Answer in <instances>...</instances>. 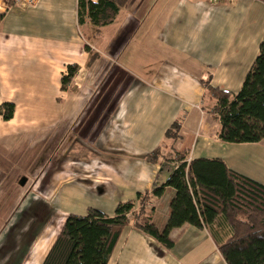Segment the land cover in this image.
<instances>
[{
  "label": "crops",
  "instance_id": "1",
  "mask_svg": "<svg viewBox=\"0 0 264 264\" xmlns=\"http://www.w3.org/2000/svg\"><path fill=\"white\" fill-rule=\"evenodd\" d=\"M77 10L78 0H0V105L14 104L10 119L0 114V163H36L37 155L52 150L58 165L49 190L39 197L26 194L9 216L1 250L25 255L27 247L17 249L19 237L30 245L28 238L41 231L36 241L48 238L45 257L67 215L84 216L92 208L113 216L118 203L135 201L137 193L149 194L143 215L163 229L174 190L165 188L160 197L150 193L178 162L147 160L159 146L162 154L188 149L187 161L221 158L264 185V140H220L219 119L210 112L215 101L204 86L208 80L233 93L241 88L264 36V2L132 0L101 27L87 17L79 23ZM91 42L103 47L93 63L85 48ZM69 65L78 69L63 90ZM94 66L102 79L98 88L90 73ZM174 121L180 123L178 136L169 139L165 132ZM20 179L24 186L27 176ZM224 222L217 219L213 238L186 223L172 228L170 250L128 226L107 264H178L208 241L215 248L212 258L221 261L216 243L221 231L230 234Z\"/></svg>",
  "mask_w": 264,
  "mask_h": 264
},
{
  "label": "trees",
  "instance_id": "2",
  "mask_svg": "<svg viewBox=\"0 0 264 264\" xmlns=\"http://www.w3.org/2000/svg\"><path fill=\"white\" fill-rule=\"evenodd\" d=\"M9 1L14 3V0ZM130 2L132 0H78V21L82 23L87 17L95 26L108 25L114 21L119 9ZM85 48L90 53V63L97 54L88 45ZM77 69V65L68 66L67 74L61 78L63 90ZM204 86L207 96L215 101L210 112L219 119L220 140L233 143L264 140V36L236 93L213 87L208 80ZM13 111V103L0 105L4 120L10 119ZM179 128L180 123L174 121L165 136L177 138ZM160 150L159 146L145 158L156 161L161 156ZM187 155L188 149H184L168 159L178 162L177 167L163 184L155 186L150 193V196L160 197L165 188L174 190L169 202V217L163 229L146 219L139 220L149 194L137 193L135 201L118 203L113 216L92 208L84 216L67 215L41 264H107L128 226L149 235L170 250L174 245L169 237L172 228L186 223L207 229L212 237L218 218H223L224 224L230 228L226 237L221 231L222 241L216 243L223 261L226 264H264V185L229 169L221 158L200 157L187 161Z\"/></svg>",
  "mask_w": 264,
  "mask_h": 264
},
{
  "label": "rangeland",
  "instance_id": "3",
  "mask_svg": "<svg viewBox=\"0 0 264 264\" xmlns=\"http://www.w3.org/2000/svg\"><path fill=\"white\" fill-rule=\"evenodd\" d=\"M137 3L138 2H135L134 4H132L131 8L134 9L135 6L138 5ZM141 12H142V9H141ZM92 34L97 35L96 30H94ZM92 34L90 35V37H92ZM91 44H92L91 46L92 52L98 55L97 57H95L93 60L90 61V63H93L94 61L97 60L98 57H100V53L98 52V49L100 50L103 47H102V42H99V44L97 45L92 42ZM135 72L139 73L138 71H135ZM90 73H91V76L95 78L94 80L95 87L98 88V86L102 82L101 81L102 79L100 78L101 77L100 72L97 71V68L95 67L94 71ZM92 139L93 137L91 136L90 140ZM90 146L91 147L94 146L93 143H91ZM48 151L49 153L46 151V152H42L39 155H37L35 157L36 163L32 162L33 158L31 159V161H28L27 158H24V161L22 158H19L18 161L16 162L12 161L13 162L12 164L3 163V162L0 163V231H1L0 232V246L5 243V235H6L5 230H7V220L9 216L13 212L16 211L18 206L21 204L22 200L25 198V195L27 194V195H34L36 197H39V196L44 195L45 193L44 189L49 190V186H52V183L50 182H52L54 169L57 168L58 165H54V163H52L53 162L52 150H48ZM33 152L35 153L36 150L34 151L33 149ZM29 154L31 155V152ZM160 155L162 156L163 160L170 162L168 161V159L173 158L176 155V152L169 151V152H164V154H162L160 150ZM44 157L46 158L45 159L46 163L44 162V159H43ZM100 158H102L103 161H111L110 159H107L105 157H100ZM47 160H50L51 162ZM22 175L27 176V181L24 186L19 185V178ZM146 212L147 214H149V211H146ZM145 217L146 216L144 215H140L139 220H141L142 222L145 219ZM21 228L17 231L22 232L21 235L25 236L23 235L24 231ZM52 229L53 228H50L49 232H51ZM58 230H59V225H58ZM40 232L38 233L39 235H40ZM34 233H37V230L34 231ZM45 234H48V233L46 232ZM39 235L37 236V238L36 236H30L28 238L29 239L28 242L29 243L31 242L30 245L29 244L26 245L25 243L27 237L26 238L19 237V241H21V243H19L20 247H18L17 249L21 248L22 250L25 251V247H27L28 249L25 255L23 252H21V250L16 254L14 252L11 253V251L8 254V251H4L0 249V264H41L44 258V255L43 253L41 254V252L43 251V247L45 246V244L47 243L49 244V242H48V238L46 239L45 244L42 242L46 238L45 236H43L41 240L36 241L38 240ZM40 244H43V246H41L42 247L41 249H39ZM213 250H215V248H212L210 246L209 241L203 242L200 245L194 247L193 250L187 254V256L179 260L177 263L178 264H226L223 261V259L221 260L222 262L220 260L214 261V259L212 258ZM9 255L11 256V259L13 260L12 262H9V260L6 259V257H8ZM16 255L18 258L16 257ZM21 256H22V259H21Z\"/></svg>",
  "mask_w": 264,
  "mask_h": 264
},
{
  "label": "built area",
  "instance_id": "4",
  "mask_svg": "<svg viewBox=\"0 0 264 264\" xmlns=\"http://www.w3.org/2000/svg\"><path fill=\"white\" fill-rule=\"evenodd\" d=\"M21 0H14V3H20ZM9 6H6V8H8Z\"/></svg>",
  "mask_w": 264,
  "mask_h": 264
},
{
  "label": "water",
  "instance_id": "5",
  "mask_svg": "<svg viewBox=\"0 0 264 264\" xmlns=\"http://www.w3.org/2000/svg\"><path fill=\"white\" fill-rule=\"evenodd\" d=\"M20 184H23L25 182V179H20Z\"/></svg>",
  "mask_w": 264,
  "mask_h": 264
}]
</instances>
